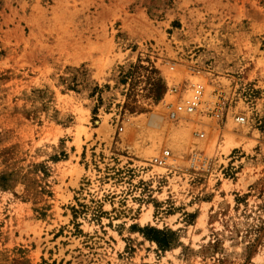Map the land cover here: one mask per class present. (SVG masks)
Masks as SVG:
<instances>
[{
	"label": "rangeland",
	"instance_id": "rangeland-1",
	"mask_svg": "<svg viewBox=\"0 0 264 264\" xmlns=\"http://www.w3.org/2000/svg\"><path fill=\"white\" fill-rule=\"evenodd\" d=\"M169 70L210 75L222 128L178 162L123 139ZM0 264H264V0H0Z\"/></svg>",
	"mask_w": 264,
	"mask_h": 264
},
{
	"label": "bare ground",
	"instance_id": "bare-ground-1",
	"mask_svg": "<svg viewBox=\"0 0 264 264\" xmlns=\"http://www.w3.org/2000/svg\"><path fill=\"white\" fill-rule=\"evenodd\" d=\"M172 70L174 71V68ZM169 71H170L169 73L168 72H166L167 74L165 73L167 75L166 78H167V84L169 86V90L165 96L164 102L161 103L158 107H156L153 113H151L148 117L145 116L138 117L137 120L136 119L134 120V122L132 123L129 122V124L126 123L128 131H126L127 134L123 137V139L126 142L127 141L135 142L139 154H141L146 159H150L154 155L158 156L159 151L156 152L155 149H157V143L160 144L159 142H161V145H159L161 146V148L169 147L173 149L174 151L173 160L175 162H178L177 161L178 159L176 157L181 153L182 145L180 146V143L181 142L183 143L184 141L186 142L187 139H190L188 135H189V128L191 126L194 127L195 126L198 127L200 125L204 126L203 127L204 130H206L209 134H211L208 140H206L205 136L202 137L203 140L200 141L201 146L216 145V143L218 142L219 134H222L221 132L222 128L218 127L217 123L213 122L211 119H206L207 118L206 113L209 112L208 110L211 108V106L214 105L215 102V96H214L215 87L212 84L215 82L212 80L210 75H205V74L201 75L196 73L194 75L190 74L187 77H184L183 73H181V70L179 72L177 70H175L177 72H173V71L171 72V70ZM198 84L203 87V94L201 97L200 104L198 108L195 110V112L193 114H187L186 112L183 111L182 113H176L175 115L171 116L170 112L175 111V106L177 104L184 106L189 101V99L191 98L193 87H195ZM173 87L176 88V91H174ZM168 104L172 106L171 111L167 109ZM232 118H230L227 121V127H225L227 128V130L226 131L224 130L225 133H223L222 136L223 140H222L221 149L224 152H227L230 148L234 147L235 145H238V143L243 138V136H245V132H246L245 128H235V125H233L234 120ZM202 120H207V122H209L211 126L209 127L208 124H206V122H205L206 125L203 124L204 122ZM143 125L149 126L150 128L148 132L149 137L147 136L145 137L147 141L146 142L147 144H145L146 147L141 145L140 147L137 145L139 144L137 138L138 136H141L137 129ZM149 128L146 127V129ZM92 132H95L99 135L100 134L106 135L107 133L110 132V125H108L107 120H104L103 123L100 125V127L98 129L92 130ZM192 147L194 146L192 145ZM142 217H143L142 218L143 221L148 220L151 217L150 211H147V213L145 212V214H143Z\"/></svg>",
	"mask_w": 264,
	"mask_h": 264
},
{
	"label": "built area",
	"instance_id": "built-area-1",
	"mask_svg": "<svg viewBox=\"0 0 264 264\" xmlns=\"http://www.w3.org/2000/svg\"><path fill=\"white\" fill-rule=\"evenodd\" d=\"M203 94V87L201 85H196L193 87L191 98L189 101L183 106L178 105L175 109L176 111L171 112V116L175 115L176 113H182L183 111L187 114H193L195 110L198 108L201 97ZM236 122L239 125L245 124V118L244 117H238L236 119ZM169 152L165 151L159 158L155 159V163H157L159 166H163L167 164V161L169 160Z\"/></svg>",
	"mask_w": 264,
	"mask_h": 264
},
{
	"label": "trees",
	"instance_id": "trees-1",
	"mask_svg": "<svg viewBox=\"0 0 264 264\" xmlns=\"http://www.w3.org/2000/svg\"><path fill=\"white\" fill-rule=\"evenodd\" d=\"M152 232L158 233L160 236L163 237V239L160 240L159 238H155V237H152L151 235H149V233H152ZM144 234L147 237V239L155 242L158 245V247L161 248L162 250H168L173 246L172 242L167 240L168 237L171 238L174 236L173 232H159L155 229L147 228V229H145Z\"/></svg>",
	"mask_w": 264,
	"mask_h": 264
}]
</instances>
